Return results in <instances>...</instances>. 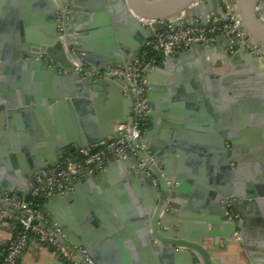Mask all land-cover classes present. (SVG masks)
<instances>
[{
  "label": "water",
  "instance_id": "1",
  "mask_svg": "<svg viewBox=\"0 0 264 264\" xmlns=\"http://www.w3.org/2000/svg\"><path fill=\"white\" fill-rule=\"evenodd\" d=\"M227 8L242 39L146 69L147 150L50 197L38 222L82 264H224L216 253L234 245L237 261L264 264V0H0V206L28 217L5 195L30 202L36 173L121 138L136 97L114 68L131 66L158 21L221 24Z\"/></svg>",
  "mask_w": 264,
  "mask_h": 264
},
{
  "label": "built area",
  "instance_id": "2",
  "mask_svg": "<svg viewBox=\"0 0 264 264\" xmlns=\"http://www.w3.org/2000/svg\"><path fill=\"white\" fill-rule=\"evenodd\" d=\"M66 12L70 13L71 9L67 8ZM227 14H230L228 8ZM230 15V19L221 24H216L218 18L209 17V25L197 28L174 29L168 21H158L163 29L155 37L149 39L141 53L136 55L131 66L129 68H114V77L123 81L128 88L126 93L136 97L132 125L117 124L115 129L121 133V138L110 136L108 143L95 144L89 148H77L75 152L65 156L59 164L49 166L36 173L33 177L34 189L30 202L17 199L9 194L5 195L6 201L27 212L28 217L9 213L0 206L1 220H6L14 226L21 225L23 228L16 238L6 245L1 264H19V257L31 235L44 246L57 252L65 262L82 264L53 233L41 227L38 218L43 217L44 213L43 210L34 206L33 201L42 200L45 203L52 196L69 195L74 190L75 181L99 173L109 163H115L127 157L131 151L137 154L139 150H147L146 145L142 142L150 113L147 103L146 69L158 64V56L165 57L178 50L187 49L193 43L210 44L224 36L231 37L233 35L242 39L241 21L236 19L233 14ZM145 23L151 25L152 21H145ZM245 43L253 51L262 50ZM135 142H138L140 149L135 147ZM143 163L148 166V160H143ZM237 217L239 218V215ZM87 261L89 264H94L89 258Z\"/></svg>",
  "mask_w": 264,
  "mask_h": 264
},
{
  "label": "crops",
  "instance_id": "3",
  "mask_svg": "<svg viewBox=\"0 0 264 264\" xmlns=\"http://www.w3.org/2000/svg\"><path fill=\"white\" fill-rule=\"evenodd\" d=\"M224 51L229 54L233 52L231 48H227ZM213 55L217 56L218 53L214 52ZM216 65H222L220 59H217ZM15 238V226L12 224L2 225V223H0V259L4 256L6 245ZM228 252H230L231 255L227 256L225 261L226 264H242L240 261H237L236 258L238 255L236 245L232 246ZM21 255V257H19V264H66L57 252L47 247H42L34 236L28 238L27 244Z\"/></svg>",
  "mask_w": 264,
  "mask_h": 264
},
{
  "label": "trees",
  "instance_id": "4",
  "mask_svg": "<svg viewBox=\"0 0 264 264\" xmlns=\"http://www.w3.org/2000/svg\"><path fill=\"white\" fill-rule=\"evenodd\" d=\"M147 128V124L145 125V129ZM33 204H34V206L35 207H37V208H39V209H41V210H43V204H44V202L42 201V200H35V201H33ZM10 223V222H9ZM11 224V223H10ZM14 226V225H13ZM23 230V228H22V226L21 225H18V224H16L15 225V233H16V236L18 235V233L20 232V231H22ZM32 236V235H31ZM4 257V256H3ZM3 257L0 259V264L2 263V261H3Z\"/></svg>",
  "mask_w": 264,
  "mask_h": 264
},
{
  "label": "bare ground",
  "instance_id": "5",
  "mask_svg": "<svg viewBox=\"0 0 264 264\" xmlns=\"http://www.w3.org/2000/svg\"><path fill=\"white\" fill-rule=\"evenodd\" d=\"M232 247V246H231ZM217 256H223L224 257V264H226V258L227 256L231 255L230 252L226 251V252H220V253H216Z\"/></svg>",
  "mask_w": 264,
  "mask_h": 264
}]
</instances>
